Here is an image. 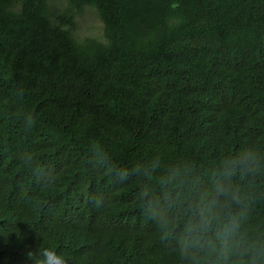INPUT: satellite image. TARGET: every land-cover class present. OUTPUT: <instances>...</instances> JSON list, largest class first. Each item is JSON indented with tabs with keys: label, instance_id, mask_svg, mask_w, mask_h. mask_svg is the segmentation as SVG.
<instances>
[{
	"label": "trees",
	"instance_id": "16d2710c",
	"mask_svg": "<svg viewBox=\"0 0 264 264\" xmlns=\"http://www.w3.org/2000/svg\"><path fill=\"white\" fill-rule=\"evenodd\" d=\"M60 1L0 0V264H264V0Z\"/></svg>",
	"mask_w": 264,
	"mask_h": 264
},
{
	"label": "rangeland",
	"instance_id": "374dc122",
	"mask_svg": "<svg viewBox=\"0 0 264 264\" xmlns=\"http://www.w3.org/2000/svg\"><path fill=\"white\" fill-rule=\"evenodd\" d=\"M54 7L60 12L67 11L66 3L63 0L57 2ZM72 13L76 21L75 35L78 38L94 37L104 40V24L93 8L85 7L80 14H77L76 11Z\"/></svg>",
	"mask_w": 264,
	"mask_h": 264
},
{
	"label": "clouds",
	"instance_id": "9594fccd",
	"mask_svg": "<svg viewBox=\"0 0 264 264\" xmlns=\"http://www.w3.org/2000/svg\"><path fill=\"white\" fill-rule=\"evenodd\" d=\"M27 258L31 264H67V260L62 254L53 251L52 248L41 249L38 252L30 251Z\"/></svg>",
	"mask_w": 264,
	"mask_h": 264
}]
</instances>
